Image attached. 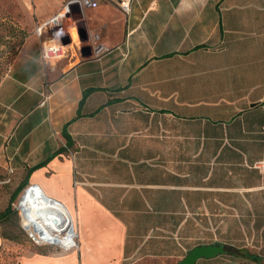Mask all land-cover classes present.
Instances as JSON below:
<instances>
[{
    "label": "crops",
    "instance_id": "0c3cea01",
    "mask_svg": "<svg viewBox=\"0 0 264 264\" xmlns=\"http://www.w3.org/2000/svg\"><path fill=\"white\" fill-rule=\"evenodd\" d=\"M120 2L84 10L101 57L77 44L45 64L35 33L0 81V164L40 165L27 184L63 203L79 242L15 264L172 262L182 237L225 246L196 264H264V0Z\"/></svg>",
    "mask_w": 264,
    "mask_h": 264
},
{
    "label": "rangeland",
    "instance_id": "374dc122",
    "mask_svg": "<svg viewBox=\"0 0 264 264\" xmlns=\"http://www.w3.org/2000/svg\"><path fill=\"white\" fill-rule=\"evenodd\" d=\"M53 3L54 0H0V81L9 72L14 61L17 60L26 39L36 33V28L42 17L40 9L50 7ZM24 176L25 174L16 173L10 166L0 164V212L7 208L11 194L21 183ZM24 189L19 192L16 199L12 202V210L0 219V233L8 242L1 247L0 264H15L17 254L39 249L37 247L39 245H36L28 237L21 226L19 201ZM179 241L181 244L176 246L178 249L175 261H162L155 256H147L142 258V260L138 259L141 255L134 256V258L126 260L125 263L177 264L186 256L190 249L204 241L207 242V239L192 238L189 240L182 237ZM243 250L247 251L248 249L243 248ZM249 262L255 264L248 259L243 264H248ZM238 263L234 256L228 254L222 256L216 264Z\"/></svg>",
    "mask_w": 264,
    "mask_h": 264
},
{
    "label": "built area",
    "instance_id": "2783aa9c",
    "mask_svg": "<svg viewBox=\"0 0 264 264\" xmlns=\"http://www.w3.org/2000/svg\"><path fill=\"white\" fill-rule=\"evenodd\" d=\"M95 3L96 0H67L58 12L37 26L36 33L42 37L41 58L45 64L50 65L63 59L69 52L68 47L70 45L81 44L79 47L80 49L82 46H89L91 50L89 56L93 57H101L106 53L108 47L100 41L99 33L87 32L88 36L86 35L85 38H81V22L83 21L84 10L92 8ZM73 6L80 9V16H75L73 14ZM120 6L124 12L128 13L130 11V0H121ZM64 37H68L70 41L64 43ZM48 98L49 96H46L42 103L44 104ZM29 191H33L34 193H44L42 188L36 183L28 184L24 189L22 196L26 193L28 194ZM48 198L61 204L59 200L53 197L48 196ZM19 207L21 226L26 231L28 237L36 245L56 246L63 251H70L79 248L78 232L72 217L70 220L64 215L61 216V211H58V213L54 212L56 215L60 216V219H56V217L50 218L49 221H46V223L39 228H36L26 219L28 216L25 215L21 207V200L19 201ZM30 218L33 220L35 219L32 216V213Z\"/></svg>",
    "mask_w": 264,
    "mask_h": 264
},
{
    "label": "bare ground",
    "instance_id": "6f19581e",
    "mask_svg": "<svg viewBox=\"0 0 264 264\" xmlns=\"http://www.w3.org/2000/svg\"><path fill=\"white\" fill-rule=\"evenodd\" d=\"M44 193H34L33 191H29L28 194L26 193L21 197V207L25 215L28 216L26 219L30 222V224L39 228L41 225L46 223V221H49L50 218L56 217V219H60V216L55 214L56 212L58 213V211H61V216L64 215L71 220L72 215L65 208L63 203L61 202V204H59L50 200L48 195ZM31 213L35 218L34 220L30 218Z\"/></svg>",
    "mask_w": 264,
    "mask_h": 264
},
{
    "label": "water",
    "instance_id": "95a60500",
    "mask_svg": "<svg viewBox=\"0 0 264 264\" xmlns=\"http://www.w3.org/2000/svg\"><path fill=\"white\" fill-rule=\"evenodd\" d=\"M63 41L64 43H68L70 39L68 37H64ZM80 52L83 56H89L91 54L89 46H82ZM222 253H226V249L223 244H199L190 249L186 256L177 264H196L200 258H210Z\"/></svg>",
    "mask_w": 264,
    "mask_h": 264
},
{
    "label": "trees",
    "instance_id": "16d2710c",
    "mask_svg": "<svg viewBox=\"0 0 264 264\" xmlns=\"http://www.w3.org/2000/svg\"><path fill=\"white\" fill-rule=\"evenodd\" d=\"M39 166L40 165H36V166H33L27 170V173L25 174L23 180L21 181V183L18 185V187L11 194L9 205L7 206V208L3 212H0V219L3 218L5 215H7L12 210V202L16 199L19 192L22 191L28 185L27 183H28V180H29L31 173L33 172V170H35Z\"/></svg>",
    "mask_w": 264,
    "mask_h": 264
}]
</instances>
